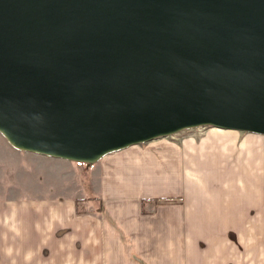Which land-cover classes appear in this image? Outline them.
<instances>
[{
    "label": "water",
    "instance_id": "1",
    "mask_svg": "<svg viewBox=\"0 0 264 264\" xmlns=\"http://www.w3.org/2000/svg\"><path fill=\"white\" fill-rule=\"evenodd\" d=\"M214 127L264 134V0H0V134L91 163Z\"/></svg>",
    "mask_w": 264,
    "mask_h": 264
},
{
    "label": "crops",
    "instance_id": "2",
    "mask_svg": "<svg viewBox=\"0 0 264 264\" xmlns=\"http://www.w3.org/2000/svg\"><path fill=\"white\" fill-rule=\"evenodd\" d=\"M153 140L87 163L93 191V199L82 202L87 210L47 195L0 199V264H239L234 247L199 248L209 232L194 225L199 216L208 220L210 209L203 211L200 190L183 176L182 155L172 142ZM0 143L35 154L15 149L1 134ZM35 155L48 167L84 164ZM162 181L169 187L158 185ZM201 252L207 259L194 263ZM220 252L227 257L221 263L215 258Z\"/></svg>",
    "mask_w": 264,
    "mask_h": 264
},
{
    "label": "rangeland",
    "instance_id": "3",
    "mask_svg": "<svg viewBox=\"0 0 264 264\" xmlns=\"http://www.w3.org/2000/svg\"><path fill=\"white\" fill-rule=\"evenodd\" d=\"M154 140L172 142L182 155L183 176L193 182L194 190H200L203 211L210 209V218L199 216L194 225L209 232L205 237L210 239L198 241L199 248L234 247L239 264H264V134L204 126ZM2 145L0 199H8L10 193L19 201L47 195L71 199L77 208L87 210L82 202L93 199L87 163L48 167L35 154L13 152ZM233 184L234 190L227 192ZM158 185L169 187L168 181ZM224 204L231 209L223 208ZM220 253L215 258L221 263L227 257ZM202 254L194 256V263L205 262Z\"/></svg>",
    "mask_w": 264,
    "mask_h": 264
},
{
    "label": "trees",
    "instance_id": "4",
    "mask_svg": "<svg viewBox=\"0 0 264 264\" xmlns=\"http://www.w3.org/2000/svg\"><path fill=\"white\" fill-rule=\"evenodd\" d=\"M163 200H165V199H163ZM155 201H158L157 199H155Z\"/></svg>",
    "mask_w": 264,
    "mask_h": 264
},
{
    "label": "bare ground",
    "instance_id": "5",
    "mask_svg": "<svg viewBox=\"0 0 264 264\" xmlns=\"http://www.w3.org/2000/svg\"><path fill=\"white\" fill-rule=\"evenodd\" d=\"M224 130V129H223Z\"/></svg>",
    "mask_w": 264,
    "mask_h": 264
}]
</instances>
